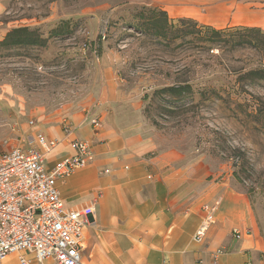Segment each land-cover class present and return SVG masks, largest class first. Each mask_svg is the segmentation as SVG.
Segmentation results:
<instances>
[{
    "label": "rangeland",
    "instance_id": "1",
    "mask_svg": "<svg viewBox=\"0 0 264 264\" xmlns=\"http://www.w3.org/2000/svg\"><path fill=\"white\" fill-rule=\"evenodd\" d=\"M150 9L166 12L173 24L191 19L215 30L264 32V0H0V42L20 28L45 41L0 45V152L30 120L93 109L123 134L146 138L155 152H175L181 165L198 163L209 180L226 178L245 194L259 248L250 263L264 264V128L244 118L253 107L240 106L264 101V85L241 91L232 74L258 58L249 50L205 52L189 37L166 45L145 21ZM177 82L192 93L154 95ZM227 148L245 153L242 183L233 178L238 168Z\"/></svg>",
    "mask_w": 264,
    "mask_h": 264
},
{
    "label": "crops",
    "instance_id": "2",
    "mask_svg": "<svg viewBox=\"0 0 264 264\" xmlns=\"http://www.w3.org/2000/svg\"><path fill=\"white\" fill-rule=\"evenodd\" d=\"M84 117L74 112L66 118L76 128L75 139L94 143L95 163L57 183L66 209L87 205L103 193L95 221L84 230L83 264H210L218 249L224 252L219 264H251L258 243L253 233H244L252 232L253 214L247 196L228 179L209 180L205 167L181 165L175 152H155L146 138L123 134L106 116L99 129ZM36 123L47 139L62 137L61 120L47 117ZM70 154L63 143L47 164ZM208 208L214 209L212 223L196 242ZM234 232L242 237L236 239ZM1 264L18 263L9 256Z\"/></svg>",
    "mask_w": 264,
    "mask_h": 264
},
{
    "label": "built area",
    "instance_id": "3",
    "mask_svg": "<svg viewBox=\"0 0 264 264\" xmlns=\"http://www.w3.org/2000/svg\"><path fill=\"white\" fill-rule=\"evenodd\" d=\"M84 114L83 121L92 128L101 127L100 116L93 109ZM36 124L28 121L24 134L0 152V264L9 256H15L18 264H83L84 230L95 221L103 193L98 191L87 205L66 209L57 183L95 163L94 143L75 139L76 128L67 118L61 120L59 140L47 139L35 129ZM63 143L70 146L72 154L56 159L49 167L48 156ZM213 211L206 209L196 242L204 239ZM251 233L247 230L244 234ZM234 235L242 237L240 232ZM223 254L221 249L212 252L210 264H219Z\"/></svg>",
    "mask_w": 264,
    "mask_h": 264
},
{
    "label": "trees",
    "instance_id": "4",
    "mask_svg": "<svg viewBox=\"0 0 264 264\" xmlns=\"http://www.w3.org/2000/svg\"><path fill=\"white\" fill-rule=\"evenodd\" d=\"M146 23L150 26L152 36L163 41L166 45L189 37L191 42L200 47L205 52H211L213 48L218 51L232 52L238 50H249L258 59L256 64L251 66H241L233 70V75L237 76L238 86L243 87L253 85H264V32L258 28H233L224 30H215L210 27L199 26L191 19H179L173 24L166 12L156 9L146 11ZM139 17L144 18V13ZM60 32L55 30L52 34L57 35ZM45 41L36 37L34 32L27 28L13 29L6 34L0 42L3 46H40ZM241 83V84H240ZM241 85V86H240ZM238 90V88H237ZM192 93V87L185 82H177L175 85L163 88L155 92L156 96H163L166 99L174 100L182 98L186 93ZM241 94V93H239ZM249 103H244V108H252L251 112L244 114V118H250L251 122L257 123V126L264 128V101L260 98ZM243 100V98L241 99ZM230 102V101H229ZM226 158L235 161L233 167H237L238 171L233 172V178L237 183L244 182L245 168L249 165L245 153H241L239 149L227 148ZM246 177V176H245Z\"/></svg>",
    "mask_w": 264,
    "mask_h": 264
}]
</instances>
